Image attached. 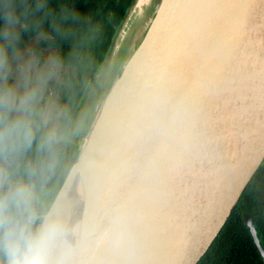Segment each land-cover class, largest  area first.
<instances>
[{"label":"water","instance_id":"water-1","mask_svg":"<svg viewBox=\"0 0 264 264\" xmlns=\"http://www.w3.org/2000/svg\"><path fill=\"white\" fill-rule=\"evenodd\" d=\"M263 159L264 0H159L55 191L76 167V264H195Z\"/></svg>","mask_w":264,"mask_h":264},{"label":"clouds","instance_id":"clouds-1","mask_svg":"<svg viewBox=\"0 0 264 264\" xmlns=\"http://www.w3.org/2000/svg\"><path fill=\"white\" fill-rule=\"evenodd\" d=\"M46 8L47 0H0V264H76L80 225L48 190L68 139L67 114L44 99L59 60L41 64L21 47L24 34L43 35Z\"/></svg>","mask_w":264,"mask_h":264},{"label":"trees","instance_id":"trees-1","mask_svg":"<svg viewBox=\"0 0 264 264\" xmlns=\"http://www.w3.org/2000/svg\"><path fill=\"white\" fill-rule=\"evenodd\" d=\"M133 2L47 0L45 14L37 17L43 25V36L34 43L33 49L41 62V49L51 47V56L57 57L60 64L75 69V74H62V81L53 82L55 90L62 85L58 97L60 102L71 101L70 97L74 93L81 94L91 76L95 75ZM32 34L36 33L24 34L21 46ZM68 115H71V111ZM75 154L71 142L68 146H62V164L55 181L48 185L50 193H55ZM244 212L251 215L264 247V159L246 183L209 247L195 264H264L244 222Z\"/></svg>","mask_w":264,"mask_h":264},{"label":"rangeland","instance_id":"rangeland-1","mask_svg":"<svg viewBox=\"0 0 264 264\" xmlns=\"http://www.w3.org/2000/svg\"><path fill=\"white\" fill-rule=\"evenodd\" d=\"M143 1L144 3H141L143 7L139 9V5H135L127 21H125L126 19L124 20L125 24L119 27V32L115 35L113 41L114 45L110 49L107 60L101 64L99 69L94 73L95 75L91 76L89 82L81 90V94L77 95L74 93L70 97L71 101L63 100L60 102L58 97L62 85L58 86L56 90L53 88V82L59 80L62 81V74H75V69L72 67H67L66 65L59 63L55 68L53 75L47 82L44 90L45 102L51 103L57 109L63 110L67 114L69 125L68 139L65 145L68 146L70 142L73 143L74 141L75 151L80 147L90 121L104 96L111 79L119 70L122 62L126 59L128 54L140 41L149 18L152 16L154 8L159 0ZM42 36H37L36 34L30 35L21 46L22 49H33L34 43ZM52 50L53 48L51 47L41 49V64L47 61L51 56ZM75 100L77 101L75 102ZM70 111L71 115H68ZM62 126H64V121H62Z\"/></svg>","mask_w":264,"mask_h":264},{"label":"bare ground","instance_id":"bare-ground-1","mask_svg":"<svg viewBox=\"0 0 264 264\" xmlns=\"http://www.w3.org/2000/svg\"><path fill=\"white\" fill-rule=\"evenodd\" d=\"M141 3H144V1L134 0L132 6L130 7L129 14L127 15L125 21H127L135 5L138 4L139 9L143 7ZM84 191H85V183H83V180L81 179L79 175L78 169L75 167L73 168L71 172L70 178H68L65 181L63 185V189L60 192V195L64 197V212L66 216L70 220L77 222V223L79 222V217L81 214Z\"/></svg>","mask_w":264,"mask_h":264}]
</instances>
